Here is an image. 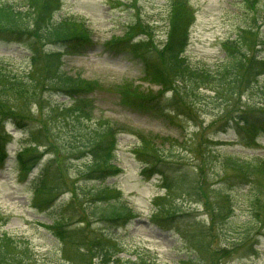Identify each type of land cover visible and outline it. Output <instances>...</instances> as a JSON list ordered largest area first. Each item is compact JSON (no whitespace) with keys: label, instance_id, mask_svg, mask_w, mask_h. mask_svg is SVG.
Segmentation results:
<instances>
[{"label":"rangeland","instance_id":"374dc122","mask_svg":"<svg viewBox=\"0 0 264 264\" xmlns=\"http://www.w3.org/2000/svg\"><path fill=\"white\" fill-rule=\"evenodd\" d=\"M124 1L59 0L60 10L55 18L84 22L92 29L90 37L95 41V46L83 55L67 52L65 47L61 49L63 52H59L60 64L65 72L93 82L98 88L91 94L82 95V101L76 104L80 113L82 110L90 113L88 117L81 114V118L77 111L74 117L88 125L87 129H83L79 121L64 119L60 111L57 112L58 109L52 108L54 103L66 107L75 105V101L64 93L33 90L20 95L10 92V98L0 97V115L12 114L19 120L22 117L28 118L27 122L22 118L24 122L21 123L29 125L32 132L28 128L12 130V144L5 147L8 158L5 167L0 166V215L8 222L0 227V232L30 244L32 252L23 250L26 254L19 255L22 264H124L125 259L137 261L141 255L150 258L153 264H191L193 261V264H264V172L240 175L223 160L228 154L248 160L264 157V133L253 140L234 129L230 130L231 127L227 132L219 130V126L215 124H218L221 112L216 110L207 114L195 112L193 115H175L164 105L149 111L123 108L117 94H114L120 85L133 83L134 87L126 95L157 94L165 89L163 90L161 83L153 82L150 76L145 77L139 56L130 50L109 52L104 45L114 37H124L129 24L136 26L139 19L154 20L149 25V33L144 34V46L138 49V53L145 52L150 55V59L155 56L157 58L167 41V23L163 17L168 4V0H137L130 7L120 6L119 3ZM22 2L23 0H0V4L8 5H20ZM187 4L193 13V23L185 55L193 64L213 66L225 57L223 41L227 37L234 38L242 34L243 29L248 26L253 25L256 29L255 45H258V37L264 36V21L254 22L255 10L245 1L187 0ZM28 27L34 29L35 24L29 21ZM134 33L136 32L132 31L131 35ZM45 49L56 48L48 43ZM32 54L30 45L25 47L16 42L0 41V58L12 59L17 64L18 70L7 69L11 74H19L20 71L25 73V68H31V72L36 70L38 60L33 63ZM162 65V59H156L155 66L162 69ZM262 79L264 83V76ZM43 82L42 77L38 89ZM52 85L53 81H48L50 88ZM200 86L201 92L213 94L210 92L211 87L205 84ZM189 88L190 86L186 92H181L180 96L183 100L188 99L192 108L195 106V94ZM250 89L248 87L243 92L242 102L248 106L263 105L264 96ZM103 120L114 123L112 128L123 127L124 131L118 136L114 160L122 171L115 176L102 174L90 177L87 173L80 174L78 171L87 158H75L72 149L76 146V141L89 132V125L92 123H97L99 133L108 131V125L98 122ZM137 131L153 140L149 148L151 151L156 150L154 155L164 156V159L171 161L176 175L169 170H165L162 177L155 176L151 179L141 175L143 165L135 154L140 143ZM31 137H34V141L28 143ZM207 138L213 140L214 144L204 146L208 162L202 173L197 169V160L195 161L192 150L196 142ZM177 151H186L183 160L171 157L178 155L174 154ZM19 152L26 159L31 157L32 163L42 161L45 166L50 165L46 185L52 192L49 197L56 198L50 200V203L46 202L44 207H31L34 197L31 179L34 175L28 180H20L17 159ZM170 153L172 154L169 156ZM202 178L206 180L203 187L197 182ZM100 182L103 186H116L121 190L123 199L133 209L132 217L115 223L89 216L85 231L90 239L82 242V246L93 241L94 237H99L101 244L81 248L78 253L82 256L77 257V249L70 247V239L56 238L41 224L50 225L53 221L62 219L61 224L68 225L72 213L77 215L87 205L99 203L93 196L83 195V192L79 194L76 188L83 187L82 189L92 194ZM167 184H172L170 189L164 187ZM165 193V201H158L156 204L152 201L156 195ZM44 194L45 191L38 196L42 203L46 200ZM221 197L223 199L220 200ZM216 201H229L224 208L222 205V212L217 217L210 210ZM164 202L166 208L170 209L164 214L177 213V221L182 223L181 234L151 223L153 215L163 214L158 209ZM226 215L230 217L231 223L224 225L222 218ZM214 216L216 219H213ZM212 220L215 221L213 224ZM255 220H261L263 226H256ZM247 229L250 233L249 240L244 244L238 243L247 235ZM63 230L67 232L72 229L66 226ZM235 243H238L235 246L237 248L233 247ZM103 245L115 250V255L106 261L97 254Z\"/></svg>","mask_w":264,"mask_h":264},{"label":"trees","instance_id":"16d2710c","mask_svg":"<svg viewBox=\"0 0 264 264\" xmlns=\"http://www.w3.org/2000/svg\"><path fill=\"white\" fill-rule=\"evenodd\" d=\"M252 5L255 10V23L258 21H264V0H241ZM130 4L137 3L134 0H129ZM59 8V0H23L20 5H8L6 3L0 4V37L11 38L21 40L26 45H30L33 49V63L38 60L36 70L29 71L27 74L20 72L19 74H11L7 69L13 68V65L6 63L5 61L0 62V97H9V93L22 94L23 92H36L41 90H53L59 93H64L75 101L73 107H66L60 104H52V108L58 109L60 115L66 120L79 121L83 129H87L88 125L83 124L80 120L74 119L79 104L82 101V95L91 93L95 87L93 82L83 79L80 76L70 75L63 70L61 67L60 53L63 52L61 49L66 48L67 52L70 53H81L86 47L85 44L90 42L91 30L84 22H77L75 20L68 19H54V14ZM164 21L168 23V38L161 52L150 59V55L143 52L139 54L140 58L144 62L145 77H151V80L156 83H161L164 88L163 90L171 91L172 96L167 99L168 105L177 114L193 115L195 112L200 114H207L211 111L221 112L218 119L219 130L225 131L230 126L242 125L243 135L249 139H254L261 133H264V102L261 106H248L245 102H242L241 98L246 88L250 87L251 91H256L259 95L264 96V83L262 74L264 73V36H259L258 45H255L257 40L256 29L251 25L243 29V33L236 35L234 38L228 37L223 42V52L225 57L215 63L213 66H201L193 64L188 57L185 55L189 40V30L193 23V13L190 11L187 0H168L166 15L163 17ZM29 21L35 24L34 29L29 26ZM151 21H141L139 19L138 25L132 26L129 24L126 28V35L122 38H114L107 45L109 48L120 50L127 46L129 41L134 35L139 33L148 34L149 25ZM134 31L133 35L131 32ZM256 38V39H255ZM128 39L127 44H125ZM144 41V40H143ZM55 45V50H46L47 44ZM254 43L252 46L251 44ZM144 44L141 42L132 44L131 49L136 53L137 48L143 47ZM257 46L258 49L256 48ZM162 59V69L155 66L156 59ZM9 66V67H7ZM33 70V69H32ZM36 71V75L34 72ZM44 78V82L40 89L37 86L40 85L41 78ZM53 81V85L50 88L48 81ZM47 82V83H45ZM207 85L212 89L210 92H201L200 85ZM194 92V104L191 108L188 99L183 100L180 96L181 92H186V89ZM133 83H126L120 85L115 91L120 98V102L123 106L134 109V110H150L154 105L161 100L164 91L158 92V94H145V95H126L133 88ZM87 99L86 97H84ZM78 99V100H77ZM77 100V102H76ZM88 100V99H87ZM8 102V101H7ZM188 108H191L188 110ZM195 109V111H194ZM80 114L81 118L83 114L85 117L89 116L88 110H82ZM25 118V117H22ZM20 119L10 114L7 116L0 115V141L7 138L4 132L6 122L13 120L20 125L24 122V119ZM29 119L25 118V122ZM102 122L101 125H108V131L99 133L97 123L89 125V132L85 133L76 141V146L73 147V156L75 158H81L86 156L84 166L78 171L80 174H86L88 176L102 174L108 176H115L122 170L114 163L116 158V147L118 144L119 133L124 130L121 127H111L115 125L110 121H98ZM73 127H75L73 125ZM122 129V131H121ZM139 138V144L135 149V153L139 160L146 164V169L143 170V175L150 177L156 172H163L166 170L171 171L176 175L173 170V163L164 159V156H156L154 153L156 150L149 148L153 140L149 136L143 133L136 132ZM34 141V138L33 140ZM210 142V143H208ZM208 143V144H207ZM214 144V141L210 138L202 139L195 143L194 159L197 160V169L204 172L207 164V156L204 151V146L209 147ZM70 148V146H69ZM177 150V149H173ZM161 151V150H158ZM191 151V152H192ZM162 152V151H161ZM172 153L174 151H171ZM177 151L171 157L175 156L180 160L185 158L184 152ZM170 153L169 156L172 154ZM197 154V155H196ZM31 155H34L31 153ZM0 153V159H2ZM168 157V156H166ZM32 158H24L20 155L23 170H29L32 168ZM228 166L238 172L240 175L249 176L250 174L257 172H264V157L253 159H245L242 156L228 154L224 156V159ZM50 166V165H49ZM49 166L45 169L40 176L34 182L35 185V197L34 205L38 208L44 207L46 202L50 203L56 197H49L52 192L48 190L46 176L49 170ZM178 171L180 169L177 168ZM166 182V180H165ZM200 186L205 185L206 180L202 178L197 181ZM100 182L97 189H93L92 192L88 193L83 187H77L78 193L83 192V195H89V197H95L100 201L99 203L87 205L83 208L82 212L75 215L72 213L68 225L61 224L62 219H58L57 222L51 226H45L49 229L57 238L65 237L70 239V247L77 249V257L82 256L78 253L81 248L96 247L101 244L99 237H94L93 241L87 242L86 246H82V242L88 241L90 238L87 237L85 231L86 223L89 222V216H96L101 220H107L115 223H121L132 217L133 209L129 207L127 202L122 197V192L116 186L106 185L103 186ZM166 184V183H165ZM172 184L164 185V187L171 188ZM95 187V185H93ZM200 187V188H201ZM45 191L46 200L39 201L38 196ZM82 195V194H81ZM167 193L163 195L155 196L153 202L156 204L158 201H165ZM223 197L220 198V200ZM229 201L214 202V206L210 209L212 213H216L215 216L222 212V205ZM207 203V201H206ZM43 204V205H42ZM165 202L160 206L158 212L163 214H155L151 217V220L156 223L159 227L164 229L172 228L181 234L182 223L177 221V213L173 215L164 214L169 212V208H166ZM209 208V205L206 206ZM44 210V209H41ZM60 210V209H59ZM85 211L87 213H85ZM57 213V212H56ZM58 215V214H57ZM56 215V218H58ZM77 218H76V217ZM214 216L213 219H216ZM261 216V215H260ZM0 227L5 223L2 216L0 215ZM62 217V216H61ZM230 217L224 216L223 223L230 224ZM215 222L212 220L211 224ZM81 223V224H79ZM75 224H79L74 226ZM260 228L259 225L263 226L261 220L254 223ZM68 226L69 230L65 232L64 227ZM74 226V227H73ZM78 233L80 236H78ZM247 235L241 238L239 242L242 244L249 240L250 233L248 229ZM76 234V235H74ZM67 235V238H66ZM76 236V239H75ZM111 238V237H110ZM238 243L233 245L234 248ZM24 245V247H22ZM102 247V246H101ZM229 248L228 246H225ZM16 248V249H15ZM26 252H32L30 244L26 241H20L10 236L7 233L0 232V264H22L19 255H25ZM100 258L109 260L115 255V250L108 246L103 245L102 249L98 250L97 253ZM124 264H149L146 259L132 261L125 259ZM197 262V261H195ZM194 261L191 263L193 264Z\"/></svg>","mask_w":264,"mask_h":264}]
</instances>
